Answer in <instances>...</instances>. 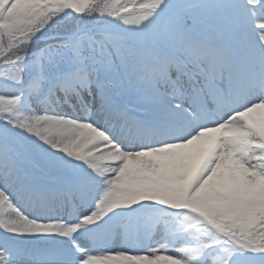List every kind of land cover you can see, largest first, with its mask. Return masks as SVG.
Returning a JSON list of instances; mask_svg holds the SVG:
<instances>
[{
    "label": "snow or ice",
    "instance_id": "obj_1",
    "mask_svg": "<svg viewBox=\"0 0 264 264\" xmlns=\"http://www.w3.org/2000/svg\"><path fill=\"white\" fill-rule=\"evenodd\" d=\"M0 264H264V0H0Z\"/></svg>",
    "mask_w": 264,
    "mask_h": 264
}]
</instances>
